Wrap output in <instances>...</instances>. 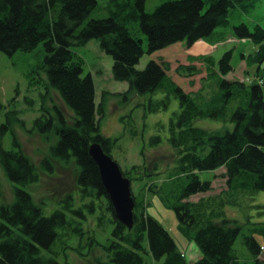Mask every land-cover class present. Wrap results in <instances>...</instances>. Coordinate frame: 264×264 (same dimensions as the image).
Masks as SVG:
<instances>
[{"label":"trees","instance_id":"1","mask_svg":"<svg viewBox=\"0 0 264 264\" xmlns=\"http://www.w3.org/2000/svg\"><path fill=\"white\" fill-rule=\"evenodd\" d=\"M146 1L108 0L107 15L96 17L93 14L102 7L98 0H0V51L12 56L42 44L41 60L27 72L29 83L47 86L48 95L53 88L75 113L70 121L60 106H53L55 113L42 106L32 129L54 134L56 140L41 167L24 152L16 136L17 148H5L3 139L13 128V117L0 124V165L17 185L15 201L0 204V264H63L62 251L76 249L74 239L81 250L88 248L89 255L94 247H102L103 254L88 264H144L143 252L155 260L164 258V264H264V205H255L261 220L240 223L237 214L230 215L233 207L254 206L247 201L264 191V25L232 23L237 9L252 16L263 0H163L153 11L146 10ZM93 38L112 56L114 78L128 82L127 94L162 93L150 99L151 110L167 108L172 97L179 100L180 110L171 117L167 137L172 159L155 161L152 167L146 161L122 169L132 180V228L116 217L99 166L89 152L91 144L99 142L113 157L118 139L101 128L105 95L111 92H104L97 104L94 79L83 75L85 60L73 49ZM247 39L254 44L251 52L246 46L233 47L219 60L212 53L190 55L191 64L178 67L186 77L205 72L197 90L186 91L169 74L171 63L164 58L138 67L146 52L174 43L192 46L202 40L214 45ZM236 49L239 62L263 66V74L253 79L229 77L235 70ZM46 94L42 93L44 103ZM198 118L221 121L223 126H197ZM161 141L160 136L152 137L158 143L154 147L163 145ZM55 161L75 162V188L46 214L25 187L39 182L42 171L56 174ZM220 168H225L226 187L205 194L213 191L216 174L203 179L201 172ZM198 194L203 195L193 199ZM154 197L175 210L180 230L197 245L199 255L193 262L149 211ZM76 199L81 203L76 205ZM90 218L97 229L86 227ZM109 225L110 234L101 241L98 232L106 234ZM240 236L242 250L236 247Z\"/></svg>","mask_w":264,"mask_h":264},{"label":"rangeland","instance_id":"2","mask_svg":"<svg viewBox=\"0 0 264 264\" xmlns=\"http://www.w3.org/2000/svg\"><path fill=\"white\" fill-rule=\"evenodd\" d=\"M100 5L93 16L101 17L107 15L105 6L108 0H98ZM163 0H147L146 10L153 11ZM248 16L240 9L235 11L236 17L232 18V23L237 24L241 21H246L253 26L254 21H258L264 25V0L262 3ZM228 32L232 33V27H228ZM230 40V39H229ZM204 44V43H203ZM206 46V47H205ZM194 44L189 46L186 42L174 43L166 48L157 50L149 54L145 53L141 58L138 67L144 68L150 59H160L170 61L171 69L169 74L186 90L193 91L200 87V79L205 74H197L191 77L180 75L177 71L182 64L189 65L190 55L200 53H212L219 60L223 54L233 48L247 47V51H253L254 44L247 39L242 42L224 41L214 45ZM73 49L80 54L84 60L83 75L91 74L96 89V102L99 105L104 97V92H111L105 95L107 99L106 114L101 122L103 133L113 138H118L116 147L112 154L118 161L122 169L129 168L132 164L148 162L152 167L153 162L160 163L172 159V152L169 145H167V137L170 132V120L175 111L180 110L179 100L172 97L171 102L167 108L158 110L150 109V99H158L162 93L158 92L153 95L149 94H127L129 84L127 81L116 80L113 76L112 66L113 58L110 54L104 51L98 39H91L86 45H76ZM240 50H235L234 65L235 70L229 74V77H238L239 79H247L246 77L258 78V74H263V66L259 69L258 64L247 65L240 60ZM43 54V45L40 44L35 50L30 52L18 51L10 56L4 51H0V124L6 122L9 116L13 117V128L10 129L3 139L5 148H17L14 144V137L18 139L24 152L41 167V163L45 157L50 154L51 145L56 140V136H46L37 130L32 129L34 120L43 112L42 106L55 113L53 106L58 105L66 113V119L71 121L75 115L74 111L64 104L60 96L51 89L52 92L48 95V87L45 85L31 86L27 77V72L41 60ZM200 65V63H197ZM248 67L249 72L246 71ZM47 79V74H43ZM194 81V84L191 81ZM46 94V103H44L42 93ZM194 124L201 127H221V121L212 120L210 118H198ZM138 131L134 135V131ZM160 136L162 141L161 146H156L152 142V137ZM164 142V143H162ZM144 149V153L142 152ZM55 173L51 174L42 171L39 182L29 184L25 188L29 190L34 196L35 200L42 204L44 212L51 214V212L60 206L59 200L68 192L74 190V178L77 172V165L75 162L63 163L55 161ZM225 168H220L215 172L203 171L201 177L203 179L213 178V191L210 193H219L226 187V178L222 175ZM214 173V174H213ZM0 181L2 183L3 195L0 197V204L12 203L15 201L16 184L13 183L6 174L2 165H0ZM135 185L134 190L137 191ZM203 194L193 196L197 199ZM76 197H78V190H76ZM81 201L76 199V205ZM254 205L252 207H233L230 215H236L240 223H245L247 220H261L262 216L257 214V207L255 205H264V191L258 192L254 199L247 201V205ZM149 211L155 215L160 222L170 231L175 239L180 250L187 253L190 262H193L199 255L197 245L183 234L179 228V221L174 209L163 204L158 197H154ZM251 216V217H248ZM96 226V221L90 220L86 222V227L93 228ZM97 229V226L94 227ZM99 228V227H98ZM112 225L108 226L105 234L98 232L101 241H104L108 234H110ZM100 230V229H98ZM264 243V238H262ZM77 245L76 249H65L62 251L61 261L63 264H88V261L94 260L103 254L102 247L96 246L92 249L91 254H87L88 248L81 250L78 246L79 241L73 240ZM77 242V243H76ZM148 247L147 241L145 242ZM236 247L241 250L245 248L242 243V236L236 241ZM86 250V251H85ZM85 253H82L84 252ZM144 264H164V258L155 260L151 253L143 252ZM264 258V254H263Z\"/></svg>","mask_w":264,"mask_h":264},{"label":"water","instance_id":"3","mask_svg":"<svg viewBox=\"0 0 264 264\" xmlns=\"http://www.w3.org/2000/svg\"><path fill=\"white\" fill-rule=\"evenodd\" d=\"M89 152L99 166L101 178L116 217L128 228H132L135 208L132 180L124 175L119 163L105 152L99 142L92 143Z\"/></svg>","mask_w":264,"mask_h":264},{"label":"crops","instance_id":"4","mask_svg":"<svg viewBox=\"0 0 264 264\" xmlns=\"http://www.w3.org/2000/svg\"><path fill=\"white\" fill-rule=\"evenodd\" d=\"M203 43H204V44H203ZM196 44H198V45H199V44H202L203 47L205 46V44H206V45H210V44H208V43H206V42H204V41H202V40L196 42ZM205 47H206V46H205Z\"/></svg>","mask_w":264,"mask_h":264}]
</instances>
